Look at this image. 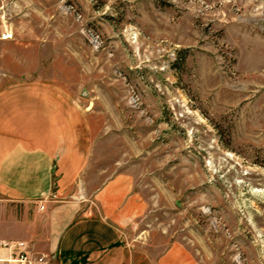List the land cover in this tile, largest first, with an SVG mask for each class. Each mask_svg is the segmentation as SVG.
<instances>
[{"label":"rangeland","instance_id":"1","mask_svg":"<svg viewBox=\"0 0 264 264\" xmlns=\"http://www.w3.org/2000/svg\"><path fill=\"white\" fill-rule=\"evenodd\" d=\"M82 111L96 188L128 173L151 260L264 264V0H0V86Z\"/></svg>","mask_w":264,"mask_h":264},{"label":"crops","instance_id":"2","mask_svg":"<svg viewBox=\"0 0 264 264\" xmlns=\"http://www.w3.org/2000/svg\"><path fill=\"white\" fill-rule=\"evenodd\" d=\"M88 144L83 113L59 85L0 86V240L24 241L49 264H191L178 245L155 260L131 247L148 203L128 173L92 188Z\"/></svg>","mask_w":264,"mask_h":264},{"label":"built area","instance_id":"3","mask_svg":"<svg viewBox=\"0 0 264 264\" xmlns=\"http://www.w3.org/2000/svg\"><path fill=\"white\" fill-rule=\"evenodd\" d=\"M0 263L6 264H49L47 255L33 254L21 240H0Z\"/></svg>","mask_w":264,"mask_h":264}]
</instances>
